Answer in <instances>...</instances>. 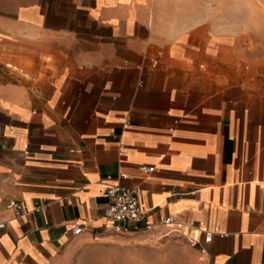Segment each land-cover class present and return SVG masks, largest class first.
Wrapping results in <instances>:
<instances>
[{
    "label": "crops",
    "instance_id": "crops-1",
    "mask_svg": "<svg viewBox=\"0 0 264 264\" xmlns=\"http://www.w3.org/2000/svg\"><path fill=\"white\" fill-rule=\"evenodd\" d=\"M240 1L0 0V264H264ZM116 182L174 223L114 234Z\"/></svg>",
    "mask_w": 264,
    "mask_h": 264
},
{
    "label": "built area",
    "instance_id": "built-area-1",
    "mask_svg": "<svg viewBox=\"0 0 264 264\" xmlns=\"http://www.w3.org/2000/svg\"><path fill=\"white\" fill-rule=\"evenodd\" d=\"M140 170L149 173L154 170V167L141 165ZM105 192L109 198V203L103 210V216L114 234L129 235L149 232L154 230L156 226L168 227L174 223L170 216L158 221H151L147 217L148 208L142 199L141 190L137 187H130L121 182H116L108 185ZM46 206V203L39 202L33 204L31 208H27L23 203L14 199H10L6 203V208L12 211L16 219H21L28 213L42 210ZM4 226L5 222H0V228ZM83 230V224H75L71 228L73 234H80ZM168 233H172V230Z\"/></svg>",
    "mask_w": 264,
    "mask_h": 264
},
{
    "label": "rangeland",
    "instance_id": "rangeland-1",
    "mask_svg": "<svg viewBox=\"0 0 264 264\" xmlns=\"http://www.w3.org/2000/svg\"><path fill=\"white\" fill-rule=\"evenodd\" d=\"M248 6L239 10L240 17L246 20L240 22L241 34L250 35V39L241 40V48L246 51L240 57V69L253 74L252 80L257 81V87L252 89L255 94L264 93V0L240 1ZM249 50V51H248ZM6 60L7 58H2ZM6 68V67H5ZM260 81V83H259Z\"/></svg>",
    "mask_w": 264,
    "mask_h": 264
}]
</instances>
